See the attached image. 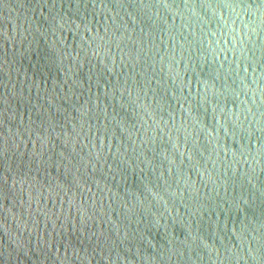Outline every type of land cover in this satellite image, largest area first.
<instances>
[{
    "label": "water",
    "instance_id": "1",
    "mask_svg": "<svg viewBox=\"0 0 264 264\" xmlns=\"http://www.w3.org/2000/svg\"><path fill=\"white\" fill-rule=\"evenodd\" d=\"M0 264H264V0H0Z\"/></svg>",
    "mask_w": 264,
    "mask_h": 264
}]
</instances>
